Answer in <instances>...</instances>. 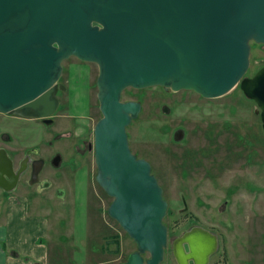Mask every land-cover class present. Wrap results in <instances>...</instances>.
Wrapping results in <instances>:
<instances>
[{
  "label": "water",
  "instance_id": "water-1",
  "mask_svg": "<svg viewBox=\"0 0 264 264\" xmlns=\"http://www.w3.org/2000/svg\"><path fill=\"white\" fill-rule=\"evenodd\" d=\"M253 42L264 45V0H0V112L51 124L67 89L64 63L97 64L96 180L113 198L109 216L137 245L120 264H161L168 202L152 164L130 147L128 126L143 105L123 94L160 86L217 98L240 85L264 128V64L246 76ZM26 161L16 172L0 149V186L14 190ZM174 254L183 264L177 242Z\"/></svg>",
  "mask_w": 264,
  "mask_h": 264
},
{
  "label": "rangeland",
  "instance_id": "rangeland-1",
  "mask_svg": "<svg viewBox=\"0 0 264 264\" xmlns=\"http://www.w3.org/2000/svg\"><path fill=\"white\" fill-rule=\"evenodd\" d=\"M263 64L264 45L253 42L246 76ZM98 73L97 64L76 57L64 63L60 82L67 89L61 92V108L51 124L0 114V146L22 153L36 147L46 160L35 183L29 184L26 174L17 192L0 193V215L8 202L13 208L14 200L38 210L25 219L21 236L29 240L49 226L45 241L51 263L120 264L137 249L109 216L113 198L96 180L94 130L102 117ZM123 100L143 105L128 126L130 147L152 164L168 202L165 223L176 228L172 237L180 232L175 223L181 220L182 194L194 195L202 182L204 188H217L220 220L230 226L218 264H264V128L257 103L240 85L217 98L160 86L129 88ZM56 155L61 156L58 165ZM243 222L245 232L237 230ZM161 264L177 261L168 251Z\"/></svg>",
  "mask_w": 264,
  "mask_h": 264
},
{
  "label": "flooded vegetation",
  "instance_id": "flooded-vegetation-1",
  "mask_svg": "<svg viewBox=\"0 0 264 264\" xmlns=\"http://www.w3.org/2000/svg\"><path fill=\"white\" fill-rule=\"evenodd\" d=\"M61 92L62 91L58 92L59 97L61 96ZM0 114H8L18 118H25L17 114L2 112H0ZM28 119H38L44 122L41 118ZM238 148L242 149L246 147L241 146ZM0 149H6L9 157L12 159L13 167L16 172L22 167L25 159H27L25 169L20 175L16 188H18L19 185L23 182L24 176L26 174L29 175V184L33 183V170L34 167L39 166L38 161L40 160H43V163L41 165V172L43 171L46 160L38 155V148H28L23 153L20 152L19 149L11 151L9 150V148L3 145L0 146ZM57 156L59 155H56V157ZM1 169L7 171L8 164L5 163L1 165L0 170ZM202 179L203 176H201L200 181H202ZM10 192L11 191H6L3 187L0 186V193L8 194ZM193 192L195 193L194 195H187L185 193L182 194L183 205L179 209L181 220L175 223V226H178L180 228V232L174 237H172V232L176 228L171 230L170 226L167 225L168 247L166 249V253L170 251L173 254L175 260L177 261V264H179L174 254L175 244L177 242L184 253L183 264H218L217 257L220 254L221 249H223L222 243L228 240V232L230 227L229 225H227V220H220L218 190L214 187L204 188L202 182H200L199 187ZM167 215L168 211L166 217ZM233 228L234 224L231 229L233 230ZM240 228L243 229V232H245L246 226L244 222L243 224L241 223V225H238L237 230H239ZM238 233H240V231H238ZM232 236H234V234Z\"/></svg>",
  "mask_w": 264,
  "mask_h": 264
},
{
  "label": "crops",
  "instance_id": "crops-1",
  "mask_svg": "<svg viewBox=\"0 0 264 264\" xmlns=\"http://www.w3.org/2000/svg\"><path fill=\"white\" fill-rule=\"evenodd\" d=\"M12 205L13 208H10L8 202L5 212L0 215V264H58L59 260L51 263L50 245L45 241L50 236L49 226L44 231L36 232V237L29 240L21 236L26 226L25 219L32 211L38 210L32 209L30 205L28 207L26 202L17 203L14 200Z\"/></svg>",
  "mask_w": 264,
  "mask_h": 264
}]
</instances>
